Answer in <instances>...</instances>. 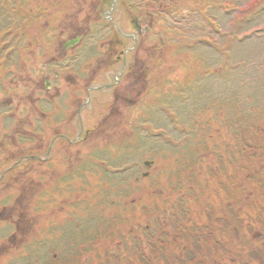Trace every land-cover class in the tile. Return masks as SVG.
<instances>
[{
	"label": "rangeland",
	"instance_id": "obj_1",
	"mask_svg": "<svg viewBox=\"0 0 264 264\" xmlns=\"http://www.w3.org/2000/svg\"><path fill=\"white\" fill-rule=\"evenodd\" d=\"M0 1V9L5 12L4 17L2 13L0 14V19L2 17V20H5L6 17L11 19L0 21V50L4 48L9 49V47H4V42L7 43V45L14 46V44H16L21 46L23 43L18 42V38L14 37L15 35L13 32L10 33L9 38L7 34H4V31L8 27L7 24L13 19L16 18L18 22L24 21L31 3L26 0H21V2L18 0ZM192 1L193 0H156V3L161 6L168 5V9L171 6L176 7L179 5L185 8L187 6L183 5L189 6L192 4ZM202 1L203 9L200 12L197 11L193 13L190 17L191 20L188 21V24L191 22V30L185 32L186 27L181 16H173L172 21L164 19L162 24L164 25V29L168 30L167 28H171L175 24L180 27V32L179 34H176V32H162L159 35L162 37V40L158 41L160 43V49L157 53L154 50L156 46L153 42L146 43L149 47L143 44L144 40H149L148 36L142 34L143 38L140 45L138 43L136 51L131 55H126V66L130 68L127 70L125 66L124 71L126 72L124 74H120V61H118V67L116 69L110 72V67L107 69L110 62L113 60L117 62V57L119 56L121 48L115 51L113 49V44L110 45L111 42L108 44V41L111 39L107 35L109 30L107 28H104L105 30L103 29L104 22L101 21L98 23V31L96 30V34L102 37L104 43L102 45V50L101 48L98 49L100 52L97 56L92 52L90 53L91 56L97 57L95 60L91 58L81 64L82 58L80 57H83L86 53L85 49H81L75 52L76 56L74 58L65 56L59 59L58 63L61 65L71 64L69 70L63 71L59 75H55L52 70L44 72L41 71V69L38 72L37 66L39 67L41 64L38 62L36 63L37 66H34L31 56L33 51L44 53L46 48L42 46L38 40V33L40 32L36 26L33 27L32 22H29V24L25 23L23 30L17 31V33L26 34L27 43H25L27 45L30 43L35 44L34 40L36 39L37 46L30 45L28 50L24 51L16 61L10 64L5 57L2 56L0 59V172L3 170L2 168L4 165L12 163L11 160L13 156H17L30 147H37L38 142L28 143V139L20 142L19 139L21 135L24 137H39L41 134H48L49 137L52 135V129L49 128L52 127V124H49V122L52 123V121L55 129H58L56 131H61L60 128H62L61 126L65 125V123L59 121V118L54 115L58 114L59 112H55L59 110L67 111L69 114L68 116L71 115L70 118L75 119L76 112L82 102L85 101L86 91L89 87L97 86L98 83L105 80V77L108 78V82L111 84L114 79L117 80L111 90H100L102 92H109V94L112 95L113 99H109V102L111 101L109 105L105 110L102 107V109L94 112L96 115L100 111L109 112L111 109L114 116L108 117V114H105L102 117L100 126L106 127L108 123L114 125L119 115H121L120 119H123L125 113H128L130 105L138 102V99L142 97L145 92L148 93V91H151L154 87V83L159 82L162 76L164 81L168 79L170 69L177 68L179 64L182 66L188 65V63H186L189 57L188 54H191L193 50L199 53L198 58L201 62L199 66L204 70L201 71L198 69V71L195 72L196 75H201L199 80L197 81L194 78L192 81L187 82V84L183 83L181 87L179 86V89L176 91H182V95H180L181 93L178 94L175 92L179 84H173L175 76L181 72V69L180 72L177 74L174 73L170 76V79L167 80L171 88L167 90L166 97L168 98V102L166 107L176 113L177 127L172 120L168 118V115L162 122H158L154 117H151L152 122L150 123H147L148 121L146 119H142L144 124L149 125L153 123L156 125V128L158 127L161 129L159 139L151 136V133L154 134L153 129H149V132H151L149 133V138L146 134L136 131V134L126 141L128 150L124 148V145L121 146L123 149H120V147L116 148L114 145V142H118V137L122 131L125 134L128 133L123 126H120V123L109 132L103 128L96 129L94 135L100 136V138H91L88 143L83 145L80 149L78 148L79 153L76 152V157L83 154L87 149L97 146V150L101 149V151L95 152L96 158V154L102 153V151L104 152L109 145L112 151H109V153L104 152L102 157L108 158V161L115 164V167L124 165L121 164L122 162L127 163L125 166H127L129 170L126 176H132V179L137 177L138 179L141 177L142 172L147 170L146 166L142 165V161L146 159H155L150 166L152 169H150L155 174L161 173V178H163L167 176V170L172 169V166L169 164L173 162L170 157H166L167 153L165 151H171L175 148L171 147L172 144L170 142L182 140V133H180L179 126L183 119V109H185V106L189 107L195 103L197 105L202 102L206 104L210 97H214L213 99L223 98L228 90L237 94L236 91L240 89V87L242 88L238 94L241 101L244 100L247 94L245 90V88H247V90L251 92L248 95H251L252 101H257L262 104L264 98L260 97V94L264 88V70L262 68V66H264V35L261 38L255 35L246 38L241 37L240 31L244 29L245 25L242 24L238 26V23L233 21L236 19L235 16L237 13H235L233 17L234 12L228 13V7L226 6L225 8L221 5L226 3V0ZM241 1L242 0L237 1L238 6L245 4L244 2L241 4ZM69 2V10L76 8V11H79L78 14L84 13L81 25L74 24L79 26L76 33L77 31L82 32L86 30L87 22H84L86 17L89 18L91 14L96 15V17H100L101 15L100 12L95 14V10L98 9L97 0H69ZM198 2L199 0H195L194 4L197 3V5L201 6ZM19 7L21 8V14ZM59 16L60 12L57 14L54 13L52 20L57 21ZM133 16H136V14L134 13ZM19 17H21V20ZM142 18L145 22L147 21L146 17ZM209 18H212L213 21L216 20L220 29L224 28V34L227 35L223 36L220 32L212 29L214 32L213 36L216 38H212L213 40H211V42L205 41L207 37L212 35L207 29L210 26L208 21ZM63 21L66 25L72 22L75 23L72 14L65 15ZM262 22H264V16L257 20L256 24H263ZM5 25L7 26L4 27ZM249 27H254V25L250 24ZM55 29L56 28L50 29L45 35L47 40L50 41V39L54 37L55 33L53 31ZM129 29L131 28L126 27V30ZM232 31L236 32V39L235 36L229 35ZM111 35L113 37V34ZM188 38H190V40ZM196 38H198V42H192V40H196ZM21 40L22 38H20V41ZM81 47L83 46L81 45ZM20 48H23V46ZM47 50L45 59H43L46 65H55V60H57L59 56L64 55L57 46ZM10 54L14 57L18 56L17 50H10ZM47 57H53V60H47ZM191 60H194L193 56ZM90 62H93V64H89ZM104 65H107L105 74H100L99 70ZM114 66L116 67V63H114ZM258 66L259 68H257ZM225 67H227L226 71L224 70L226 69ZM84 68L87 71H85ZM189 72L191 71L189 70ZM184 73H186V71H184ZM48 85H51L52 88L46 90L45 88ZM259 86L261 88L256 89V91L255 87ZM40 89H43V92H41ZM171 94L174 96H171ZM185 95H187L188 98L184 100L183 96ZM195 98L199 99L196 100ZM204 98L205 100H203ZM49 100L51 103H49ZM110 104H112V106H110ZM207 107L211 110L213 107L211 102ZM90 108L94 109V106H90ZM43 113L45 115H43ZM206 114L209 115L208 113ZM224 115L225 114L219 116L213 123L217 124L220 122ZM209 116L211 118L213 117L211 114ZM73 123L75 126V122ZM7 124L9 125L7 126ZM38 126V131L40 132L38 133L39 135H35V130ZM74 126L71 128H75ZM130 131L132 132L133 130ZM143 133H145V131H143ZM108 135H110V137ZM9 139L11 144L6 145ZM42 139V137H39V141ZM138 141L140 142L138 143ZM166 147H168V149L164 150ZM261 147L262 149L257 151L261 156L259 159L264 158V138L261 141ZM65 152L67 155L69 154V160H67L66 163H76L74 159L75 151L68 150ZM199 154H201V152H199ZM88 155L91 156V154ZM202 155L204 158L210 157L211 150H205L202 152ZM165 158L170 159L165 161ZM97 159H100L99 155ZM100 164L101 165H98L96 168L93 167L91 171L86 172H84L85 168L83 165L79 164L74 166L79 170L76 172L79 176L78 180L82 179L85 181L82 182V185L85 186L89 184L94 186L93 188L89 186V190H84V187L83 190L79 188L73 190L74 184L68 182L63 186H52L51 188L38 190V196H35L32 200H28L29 195H34L37 190L36 183L33 181L30 183L16 182L11 190L6 189L1 192L3 200L0 201V264H12V261L14 263L16 262V264H19L21 261L23 262L21 264H37V257H42L45 253L60 252V247L64 240H61L59 243L58 240L52 239H62V235L63 238L65 235L68 236V240H70L71 243V240L75 239L73 244L74 250L79 249V244L82 242L83 237L95 238L98 235L102 236L104 240L99 239L97 242L93 241L92 246H101L107 241L108 244L115 247L123 257L126 252L129 251L131 240L122 237L120 233L121 229H119L122 227L120 220L118 219V221L113 224L117 230L119 229L115 234L111 233L115 235V239L113 240L111 236L105 234L107 230H102L101 227L97 229V227L100 226L99 217L105 215L112 216L115 213L114 205L111 208H105L104 206H110L111 200L120 201L122 193L124 192L122 190L126 189L128 184L120 178L113 180L112 175L116 173L114 166L112 167L103 159L100 161ZM67 170H69V168H67L66 171ZM123 172H126V170H123ZM128 177H126L127 180L129 179ZM13 179L8 181L7 186H9V183L12 182ZM61 180L62 178L58 176L57 181ZM17 181H19V178ZM137 183L139 184L136 185L134 198L138 200L141 199L142 196H145L144 198H148L149 200H147V202H150V199L153 198L154 195L152 196V194L149 193L157 192V190L155 191L156 186L150 189L151 192H145L141 195L138 188H141L140 191H143L142 188L145 186L146 181L138 179ZM71 191L73 194H69ZM102 192H104L106 197L111 199H99ZM76 193L79 195H76ZM11 194L14 195L12 198ZM73 195L75 199H78V202L72 201V204L70 200ZM126 198L127 197L121 199L120 206L117 209V216L120 215L121 207L126 204V201L127 203L129 202ZM143 204L144 202L141 199L135 206L140 208ZM85 218L86 222L84 220ZM138 221L139 220L133 218V221L129 224L131 233H134L133 231L140 226ZM91 231L92 233H90ZM29 242L34 244L35 247L30 248L28 246ZM47 246L50 247L47 248ZM42 251H44L43 254ZM88 255L91 257L83 258L82 260L79 259L80 261L69 259L66 260L65 264H73L75 262L78 264H97L99 262L95 257V248L89 251ZM60 263L62 264L63 261Z\"/></svg>",
	"mask_w": 264,
	"mask_h": 264
},
{
	"label": "trees",
	"instance_id": "obj_2",
	"mask_svg": "<svg viewBox=\"0 0 264 264\" xmlns=\"http://www.w3.org/2000/svg\"><path fill=\"white\" fill-rule=\"evenodd\" d=\"M234 122L240 127L234 130L232 122H229L230 133L225 140H229V144L225 152H229L228 157L232 159H228L225 169L215 172L214 168L205 165L197 171L194 170L192 158L188 162L182 160L180 165H170L172 169L167 170V176L161 178L163 182L159 180L163 185L168 183L165 185L167 190L177 184L182 194L191 188L193 191H188L184 197L182 212L157 195L151 201V208L154 207L151 217L159 215L157 222L161 221L162 227L170 225L181 234L174 251L164 242L163 252L154 250L148 244L150 246L142 247L145 251L141 248V252L135 250L133 262L122 264H136L138 259L141 260L140 264H202L212 257L220 258L228 254L233 246H249L256 242L257 231L263 232L259 226H264V158L259 159L261 156L257 153L262 149L261 141L264 138V107L260 110L257 107L249 109L243 116H237ZM243 128L245 130L241 135ZM197 182L215 186L209 192L206 190L207 198L200 188H193ZM220 189L226 192H219ZM93 248L91 244L88 251ZM102 249L105 254H96L97 259L121 256L116 248L108 245ZM98 251L100 248H95V252ZM52 264L60 263L53 261Z\"/></svg>",
	"mask_w": 264,
	"mask_h": 264
},
{
	"label": "flooded vegetation",
	"instance_id": "obj_3",
	"mask_svg": "<svg viewBox=\"0 0 264 264\" xmlns=\"http://www.w3.org/2000/svg\"><path fill=\"white\" fill-rule=\"evenodd\" d=\"M110 22H111V24H112V27L114 26V29H115L118 33H120L121 30H120V29H119L120 31L117 30V28H118V27H117V24L114 23V22L112 23V21H110ZM116 27H117V28H116ZM123 34H124V33H120V35H122V36H123ZM118 41H119V40H118ZM119 42L121 43V45H123V43H122L121 41H119ZM123 58H125V56H124ZM117 59H118V57H117ZM68 67H69V66H65L64 68L66 69V68H68Z\"/></svg>",
	"mask_w": 264,
	"mask_h": 264
}]
</instances>
